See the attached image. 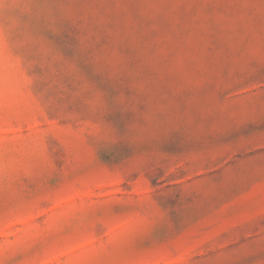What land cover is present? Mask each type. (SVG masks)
Masks as SVG:
<instances>
[{
  "label": "rangeland",
  "instance_id": "1",
  "mask_svg": "<svg viewBox=\"0 0 264 264\" xmlns=\"http://www.w3.org/2000/svg\"><path fill=\"white\" fill-rule=\"evenodd\" d=\"M0 264H264V0H0Z\"/></svg>",
  "mask_w": 264,
  "mask_h": 264
}]
</instances>
